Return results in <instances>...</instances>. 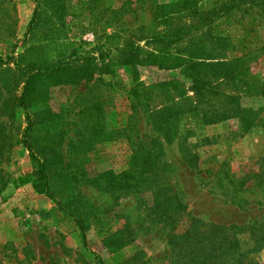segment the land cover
<instances>
[{
    "label": "rangeland",
    "instance_id": "rangeland-1",
    "mask_svg": "<svg viewBox=\"0 0 264 264\" xmlns=\"http://www.w3.org/2000/svg\"><path fill=\"white\" fill-rule=\"evenodd\" d=\"M227 1L0 0V264H201L212 226L239 241L221 264H264L235 229L264 226V0L215 16ZM126 48L136 69L116 65Z\"/></svg>",
    "mask_w": 264,
    "mask_h": 264
},
{
    "label": "trees",
    "instance_id": "trees-1",
    "mask_svg": "<svg viewBox=\"0 0 264 264\" xmlns=\"http://www.w3.org/2000/svg\"><path fill=\"white\" fill-rule=\"evenodd\" d=\"M249 1L247 0H228L227 2H225L222 6V8L218 11L213 12V14L217 17L220 16H225L227 14H230L234 11L240 10L244 5H246ZM190 34V30H182L181 32H176L170 35H166L164 37H155L151 39V43L154 44H168V45H173V44H177L180 42H183L185 37L188 36ZM154 56V55H153ZM115 59L117 60V66L118 67H123V66H128L132 69H136L137 65L141 64V62L143 60H141V51L139 48H126L123 51H120L118 54H116ZM111 61L113 62V59H111ZM199 63V62H198ZM196 61L191 60L190 64L193 65L194 68H196L197 66H200L201 64H198ZM153 66L154 63L152 62L150 64V66ZM117 66H114L117 68ZM108 66H103V71H105L107 69ZM180 67H183V70L181 71V73L184 76H187V78H189L190 82L192 83L193 89L196 92V94L201 97L204 98L206 93H211L214 91V87L213 84L203 78H200L197 74L192 75L189 74V72L186 71V67L183 66V63L180 64ZM243 69L240 68V70L238 72H236V68L235 71L232 70L231 74H236V75H240L241 74V70ZM264 94V88H263V92ZM32 156L37 160V164H38V169L35 172V177H34V181L37 182L36 187L37 189L40 191L41 194H45L46 196H48V198H50L56 205L59 206V208L62 210V206L61 204L55 200V198L50 194L49 191V180H48V176H47V166L44 162H42L39 158L37 159V157L34 155L33 152H31ZM135 181L137 182L138 179H135ZM246 185V181L244 182H240V188H243ZM167 190H163V189H157L154 193V201L156 202V208L159 210H163L164 214H168V216L171 218L173 215H177L180 213H184L186 211V206L183 205V203L179 200H172L171 195L166 194ZM168 201H172L171 206L168 207L169 203ZM233 202L236 201L232 200ZM241 202L243 203H247L246 201L241 200ZM195 230H197V232H194V236L195 239H204L205 238V231L202 232L200 228V222H195ZM259 223L255 222L252 223L248 226H239L237 228H235L237 231L239 232H248L251 238H258L259 242L257 245H259V247H263L264 246V226H261L259 229H257L258 231V236H252L254 235V231H256V228H258ZM212 229L210 230V237L208 238V246L202 248L200 250V254L203 257V260L201 262V264H209L210 261L213 262V264L219 263L221 264L224 261V254H226L225 250L220 254V255H216V251L219 250H223L224 246L223 243L225 242V240L227 239H231V244L234 243H239L238 240L232 241L234 240V236L236 235V231H234L233 227H229V228H224V227H215L212 226ZM259 230L263 231V236L260 235ZM253 231V232H252ZM232 234V235H230ZM204 235V236H203ZM184 236H188L187 232L183 235H181V238H183ZM203 236V237H202ZM83 239L84 236H82ZM261 239V240H260ZM260 243H262L260 245Z\"/></svg>",
    "mask_w": 264,
    "mask_h": 264
}]
</instances>
